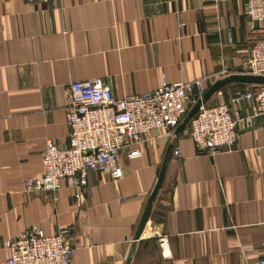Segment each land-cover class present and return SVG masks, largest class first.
<instances>
[{"label":"crops","instance_id":"1","mask_svg":"<svg viewBox=\"0 0 264 264\" xmlns=\"http://www.w3.org/2000/svg\"><path fill=\"white\" fill-rule=\"evenodd\" d=\"M243 4L0 0V261L4 242L36 228L66 232L71 264H263L264 115L212 156L198 155L184 128L152 130L140 157H122L115 182L91 173L84 189L22 188L42 173L45 141L68 140L72 81L101 78L122 98L201 80L194 95L208 94V107L245 90L235 77L264 24L249 22ZM251 106L231 109L242 116Z\"/></svg>","mask_w":264,"mask_h":264},{"label":"built area","instance_id":"2","mask_svg":"<svg viewBox=\"0 0 264 264\" xmlns=\"http://www.w3.org/2000/svg\"><path fill=\"white\" fill-rule=\"evenodd\" d=\"M33 3L36 0H26ZM56 8L62 0H38ZM244 16L251 23L264 24V0H244ZM251 56L243 64V75L264 78V38L256 40ZM202 81L169 84L139 95L114 97L101 79L72 81L69 86L65 123L69 128L67 142L58 145L47 139L42 151V173L26 179L25 193L58 190L61 181L67 186L86 188L91 173L103 174L111 181L123 177L120 161L141 156L139 146L152 130L169 132L183 122L201 99ZM251 102L250 113L240 115L231 106ZM264 115V83L247 84L228 101L222 99L209 107L197 109L181 131L188 137L198 155L212 156L233 148L238 132L253 127L258 116ZM181 152L175 150L174 156ZM66 232L46 235L41 229L23 230L17 237L3 243L9 252L0 264H71L73 248L65 239ZM264 251V241L262 243ZM264 264V261H263Z\"/></svg>","mask_w":264,"mask_h":264},{"label":"water","instance_id":"3","mask_svg":"<svg viewBox=\"0 0 264 264\" xmlns=\"http://www.w3.org/2000/svg\"><path fill=\"white\" fill-rule=\"evenodd\" d=\"M237 80H239L240 82H245L248 84H263L264 83V78L260 77V76H250V75H239L237 77H235ZM208 98V94H205L194 106V108L188 113V115L186 116V118L184 119V121L179 125V130H182L186 124H188L189 119L193 117V115L195 114V112L197 111V109L201 106V104H204V101ZM160 181H161V176L159 177L158 181H157V185L155 187V191H157L160 187ZM149 216L148 213H145L143 221H142V225L140 230L143 228L144 224L148 221Z\"/></svg>","mask_w":264,"mask_h":264}]
</instances>
